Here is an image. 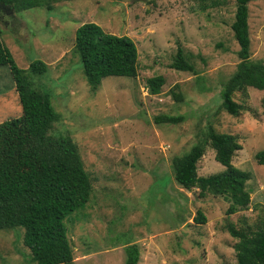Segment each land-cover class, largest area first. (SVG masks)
I'll list each match as a JSON object with an SVG mask.
<instances>
[{"label":"rangeland","instance_id":"1","mask_svg":"<svg viewBox=\"0 0 264 264\" xmlns=\"http://www.w3.org/2000/svg\"><path fill=\"white\" fill-rule=\"evenodd\" d=\"M52 8L20 12L0 6V39L19 67L40 59L33 86L51 95L58 114L49 133L70 136L91 181L84 207L65 220L72 264H124L125 246L136 243L138 264H236L228 225L264 226V89L247 87L233 99L238 115L222 108L220 91L240 62L232 24L235 0L201 9L196 0H53ZM94 22L136 44L137 75L107 76L92 90L74 45L78 26ZM250 58L264 63V0L247 4ZM187 61L193 71L174 65ZM165 79L150 94L147 78ZM173 93H181L176 101ZM181 115L176 124L154 122ZM237 136L242 148L232 163L250 173L247 208L227 214L221 195L186 189L173 176L172 159L198 142L205 151L197 174L224 170L214 158L209 129ZM0 147L31 148L8 66H0ZM15 140V141H14ZM205 223L194 219L198 212ZM23 227L0 230V264H37L23 245Z\"/></svg>","mask_w":264,"mask_h":264},{"label":"trees","instance_id":"2","mask_svg":"<svg viewBox=\"0 0 264 264\" xmlns=\"http://www.w3.org/2000/svg\"><path fill=\"white\" fill-rule=\"evenodd\" d=\"M53 0H0V6L14 11L45 6L52 8ZM254 0H235V20L232 24L239 44L240 62L220 91L222 108L238 115L243 105L233 99L235 92L247 87L264 89V63L250 58V38L247 24V4ZM201 9L223 5L226 0H196ZM1 35V30H0ZM77 51L87 84L95 90L107 76L137 75L138 52L135 42L126 35L104 31L94 22L78 26L74 33ZM8 66L21 106V121L31 140V148L10 142L0 147V230L23 227L22 242L37 264H72L73 251L67 235L65 218L85 206L91 193V181L80 157L78 147L70 136L49 133L58 114L47 91L33 86L30 74H42L47 65L40 59L30 62L27 69L19 67L10 50L0 39V66ZM178 69L193 71L187 61H178ZM165 79L162 75L147 78L150 94H158ZM176 101L181 93H173ZM181 115L162 114L154 122L176 124ZM209 143L214 158L224 170L201 176L197 162L205 151L204 142L194 144L185 154L174 156L172 169L175 181L186 189H199V196L207 193L221 195L229 201L227 214L245 209L250 203L245 188L248 171L236 167L232 156L242 148L234 134L209 129ZM15 141V140H14ZM1 142V138H0ZM264 164V148L255 154ZM205 223L199 211L194 218ZM228 232L238 239L234 244L236 264H264V226L237 229L228 225ZM124 264H138L140 250L136 243L125 246Z\"/></svg>","mask_w":264,"mask_h":264}]
</instances>
